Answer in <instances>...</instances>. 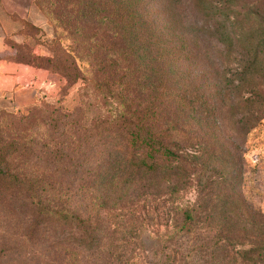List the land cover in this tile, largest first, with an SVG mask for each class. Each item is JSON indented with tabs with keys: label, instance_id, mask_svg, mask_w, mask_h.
Returning a JSON list of instances; mask_svg holds the SVG:
<instances>
[{
	"label": "trees",
	"instance_id": "1",
	"mask_svg": "<svg viewBox=\"0 0 264 264\" xmlns=\"http://www.w3.org/2000/svg\"><path fill=\"white\" fill-rule=\"evenodd\" d=\"M235 3L47 1L53 56L25 45L14 60L68 86L80 83L84 93L73 109L43 98L0 111V220L24 227L22 244L2 249L0 264H28L17 260L39 249L48 258L56 252L62 264L105 251L106 264H191L187 247L206 230L217 244L234 243L236 264H264V218L242 212L228 189L230 170L204 205L181 203L193 165L226 162L219 129L233 122L246 136L264 122V73L257 69L264 15L239 36ZM139 191L174 208L169 238L158 237V259L155 250L149 259L140 217L128 207ZM127 208L113 223L121 238L107 249L106 210Z\"/></svg>",
	"mask_w": 264,
	"mask_h": 264
},
{
	"label": "rangeland",
	"instance_id": "2",
	"mask_svg": "<svg viewBox=\"0 0 264 264\" xmlns=\"http://www.w3.org/2000/svg\"><path fill=\"white\" fill-rule=\"evenodd\" d=\"M48 0H34L35 12L34 17L38 21L37 26L30 22L29 27L24 30L25 34L31 40V45L39 43L45 50L44 57H52L50 43L55 38V27L52 21V16L47 10ZM233 15L235 16L234 28L236 33L241 36L246 31H249L250 26L256 28L255 24L259 21V15H264V0H236ZM191 13V14H190ZM187 14L192 20L199 21L198 15L193 14V10H187ZM258 19L254 21L253 19ZM232 21V20H231ZM32 26L36 27L33 30ZM213 42H208L209 47H213ZM210 50L208 55L211 60L214 59V52ZM261 59L257 67L258 72L264 73V50L261 49ZM245 61V59H243ZM211 65V64H209ZM211 71V70H210ZM46 79V85L42 90V99L55 102L62 101L63 105L69 109L79 106L83 86L78 83L74 86H68L66 81L59 75L50 71ZM207 130V129H205ZM212 136V129L206 131ZM219 146L224 149L226 162H212V160L203 165H193L191 175L188 181L187 193L182 200L183 205L196 207L204 205V200L213 198L208 193L217 192L216 181L220 177H224L225 171L230 170L228 176V189L234 191V198L237 200L240 209L244 214L260 213L264 218V122L257 129L248 135H242L241 129H238L233 122H229L225 129H219L218 135ZM200 169H202L201 172ZM128 207L133 213L140 217L139 224L144 228L143 241H145L149 259L155 258L153 250H158V237L169 238L168 231L172 230V219L174 217V208L172 203H158L153 201V197L143 195V191H139L134 197L130 198ZM129 208L122 212L106 210V246L117 240V234L113 235L115 231L113 223L121 220L122 214L130 212ZM242 223L238 225L241 227ZM24 234V227L20 221L7 222L0 220V253L2 249L13 245L14 243L22 244ZM194 236V235H193ZM121 236L118 237L120 239ZM164 241V240H163ZM214 238L213 232L209 230L201 231L198 239V245L190 243L187 247L186 254H189L191 264H236V255L230 251L233 242L227 241L222 245ZM164 246H168L166 242H161ZM229 244L230 246H225ZM26 251V250H25ZM42 249L30 254L28 251L25 258L17 260L27 261L28 264H62L63 260L57 256L56 252H52L48 258ZM45 251V250H44ZM106 252L98 257H87L83 259V264H106ZM167 250L165 249V252ZM2 255V254H1ZM0 255V257H1ZM157 259L160 253H157ZM98 258V259H96ZM51 260V262H50ZM65 262V261H64ZM67 264V263H66Z\"/></svg>",
	"mask_w": 264,
	"mask_h": 264
},
{
	"label": "crops",
	"instance_id": "3",
	"mask_svg": "<svg viewBox=\"0 0 264 264\" xmlns=\"http://www.w3.org/2000/svg\"><path fill=\"white\" fill-rule=\"evenodd\" d=\"M34 12V0H0V111L22 109L42 99L49 72L14 60L25 45L38 56L46 53L24 34V23L38 24Z\"/></svg>",
	"mask_w": 264,
	"mask_h": 264
}]
</instances>
